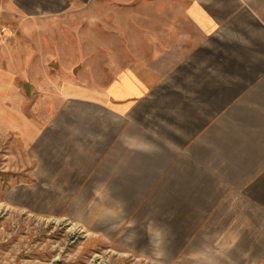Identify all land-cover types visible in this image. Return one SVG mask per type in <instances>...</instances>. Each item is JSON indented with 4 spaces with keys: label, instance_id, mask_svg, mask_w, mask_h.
I'll use <instances>...</instances> for the list:
<instances>
[{
    "label": "crops",
    "instance_id": "1",
    "mask_svg": "<svg viewBox=\"0 0 264 264\" xmlns=\"http://www.w3.org/2000/svg\"><path fill=\"white\" fill-rule=\"evenodd\" d=\"M46 4L62 0H0V14L4 5L23 15ZM181 6L180 26L168 16L171 43L154 49L148 67L102 89L59 81L46 97L68 103L44 111L48 128L71 144L74 164H85L82 180L100 174L119 212L136 221L148 208L154 235L173 253L188 246L194 255L264 261V0Z\"/></svg>",
    "mask_w": 264,
    "mask_h": 264
},
{
    "label": "rangeland",
    "instance_id": "2",
    "mask_svg": "<svg viewBox=\"0 0 264 264\" xmlns=\"http://www.w3.org/2000/svg\"><path fill=\"white\" fill-rule=\"evenodd\" d=\"M43 7L17 15L4 5L0 14V264H246L220 252L189 254L188 246L173 253L175 246L154 235L148 208L134 221V213L118 211V198L105 195L100 174L82 180L85 164H74L73 147L55 140L46 121L45 110L68 103L46 97L59 81L102 89L164 53L167 26H180L181 0Z\"/></svg>",
    "mask_w": 264,
    "mask_h": 264
}]
</instances>
